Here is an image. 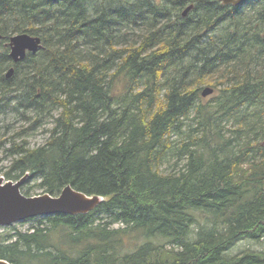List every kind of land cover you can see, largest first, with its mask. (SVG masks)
<instances>
[{"label":"trees","instance_id":"16d2710c","mask_svg":"<svg viewBox=\"0 0 264 264\" xmlns=\"http://www.w3.org/2000/svg\"><path fill=\"white\" fill-rule=\"evenodd\" d=\"M16 33L42 47L14 63ZM0 114L25 124L0 137L2 174H29L23 194L103 198L3 226L0 259L264 264L263 250L228 252L264 240V0H0Z\"/></svg>","mask_w":264,"mask_h":264},{"label":"water","instance_id":"95a60500","mask_svg":"<svg viewBox=\"0 0 264 264\" xmlns=\"http://www.w3.org/2000/svg\"><path fill=\"white\" fill-rule=\"evenodd\" d=\"M224 4L238 5L244 0H221ZM190 4L182 12L185 16L192 9ZM9 56L14 63L24 59L28 52L35 54L41 47V38L28 33H16L9 39ZM14 68L6 71V78H10ZM213 87L205 86L201 96L212 93ZM25 174L18 180H4L0 177V226H8L32 217L48 216L55 214H85L95 208L103 198L88 196L66 185L56 194L42 193L27 196L21 192V186L27 180ZM0 264H11L0 259Z\"/></svg>","mask_w":264,"mask_h":264},{"label":"rangeland","instance_id":"374dc122","mask_svg":"<svg viewBox=\"0 0 264 264\" xmlns=\"http://www.w3.org/2000/svg\"><path fill=\"white\" fill-rule=\"evenodd\" d=\"M139 31V30H138ZM205 87V85H203ZM216 95V90H213L212 93L208 94L207 96L203 97V101H210L211 98ZM13 116H10L9 114L2 115L0 114V137H7L11 136V134L19 129L21 126H25L23 124V120L20 117L18 120H14L12 118ZM233 119H225L223 122L224 130L226 131L227 135L231 134V130L234 129L235 125ZM8 125V126H7ZM7 126V127H6ZM6 127V128H5ZM46 137V132L44 130V127H39L38 129L34 130L32 133L29 134V136L26 135V139L29 141L31 146L38 145L44 141ZM173 139L175 141L181 140V137L177 134L173 135ZM9 157L3 152L0 151V168L2 172L0 173V177H2L4 180H7L5 175H3V171H5L9 165ZM178 162V164H176ZM182 165V162L177 160L175 156L171 157L168 161H165L162 169L163 170H169L171 168L180 167ZM29 175V174H28ZM16 180V179H14ZM33 182H30L29 184L32 185ZM34 191L39 194L41 192L40 189L34 188ZM37 195V194H36ZM34 224V221H20L13 223L12 225H15L20 230H27ZM115 226H120L119 224H116ZM3 230L2 226H0V232ZM244 249H253V250H263L264 251V240L261 242H253L248 239H241L238 242H236L230 249L229 253H236Z\"/></svg>","mask_w":264,"mask_h":264}]
</instances>
